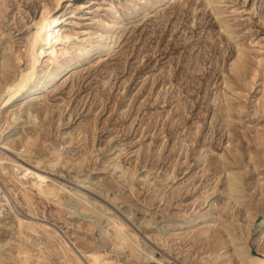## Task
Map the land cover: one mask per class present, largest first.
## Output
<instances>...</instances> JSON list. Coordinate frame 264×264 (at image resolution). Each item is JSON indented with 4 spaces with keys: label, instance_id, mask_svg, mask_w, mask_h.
<instances>
[{
    "label": "rangeland",
    "instance_id": "obj_1",
    "mask_svg": "<svg viewBox=\"0 0 264 264\" xmlns=\"http://www.w3.org/2000/svg\"><path fill=\"white\" fill-rule=\"evenodd\" d=\"M146 1L0 0V90L6 84L3 53L14 58L16 51L25 49L30 28L47 5L49 15L67 13L58 29L68 30L72 50L89 37L86 32L107 33L117 20L107 51L94 49L38 98L46 148L36 150V156L45 158L58 149L62 162L54 168L38 167L33 158L19 157L11 148L4 152L43 172L53 186L75 189L78 179L86 178L88 185L94 183L108 195L106 213L93 207L75 211L57 199L70 197L69 191L45 198L27 183L36 217L53 224L74 245L109 252L122 264H158L155 259L130 258L129 248H114L110 238L115 230L109 222L113 216L124 219L128 233L134 232L167 264H242L238 257L233 262L226 259L235 246L229 243L223 221L210 224L198 217L199 211H207L214 200L221 202L230 193L226 172L212 176L206 170L209 161L224 155L233 160L229 148L237 145L244 155L240 170L246 171L247 205L232 200L221 213L227 225L234 223L231 228L236 229L239 245L264 256V229L260 230L264 194L253 188L264 177V0H214L211 7L206 0H162L144 6ZM83 2L88 7L69 13ZM238 46L248 54L247 75L252 82L242 96V81L232 68ZM12 63L9 81L21 72L15 60ZM225 94L233 104L231 117L225 114ZM22 144L19 138L12 143L16 148ZM251 152L262 162L259 170L250 161ZM5 178L13 190L6 191L1 212L11 223L15 212L29 218L19 183ZM190 217L198 218L186 224ZM1 232L2 239L10 238L9 229ZM53 258L51 263L56 264Z\"/></svg>",
    "mask_w": 264,
    "mask_h": 264
},
{
    "label": "bare ground",
    "instance_id": "obj_2",
    "mask_svg": "<svg viewBox=\"0 0 264 264\" xmlns=\"http://www.w3.org/2000/svg\"><path fill=\"white\" fill-rule=\"evenodd\" d=\"M161 1L162 0H149L145 2L144 6H154L157 3L160 4L159 2ZM58 2H60V0H58ZM212 2H214V0H206V3L209 6ZM81 6L88 7L86 2L79 3L78 6L69 13H74L75 10ZM222 13L223 11H220V9L217 11L218 15H221ZM49 14H51V9L47 5L40 15V18L35 20L34 25L30 28L29 38L24 50H22V48H20L19 51L15 50L16 52L13 55L14 58H11L7 52H4L2 55L4 60L1 73L5 78L6 84L0 90V94L5 92V98L2 96L0 102V204L4 202L3 197H7L6 191L8 189L13 190V188L8 186V181L5 178L6 176L7 178H10L11 181L19 183V191L23 194L31 215L29 214L30 217L26 219L20 215L19 212H15V221L11 223V221L6 219L0 210V264H54L51 263V258H53L51 256L56 257V264H122L113 259L111 256L113 254H110L109 252H102L96 248L85 250V248L81 246L74 245V243L53 224H48L45 220L37 218L34 211V204L31 201L32 198L28 192L29 188L27 183H30L33 188L37 189V192L46 196L45 198H50L51 196L58 197L60 191H69L70 197L67 196L64 199V196H61L63 199L60 197L57 199L59 203L62 205L64 204L69 208L72 207L75 211H78L79 209L89 210L90 207H93L96 211L99 210L100 213H103L104 211L106 213L109 208L105 202H107L106 198L109 199V197L99 189L100 187L97 188L96 185H93L94 183L88 185L89 181H86V178L84 180L78 179L80 185H77V188L75 189L67 188L64 184L53 186L49 184L47 180L48 177L47 175L42 174L43 172L40 173L37 169H32L29 166L27 167V165L22 164L18 158L7 155L6 151L4 152V150L11 148L17 153V156L19 155V157L33 158L30 159L31 162L38 167L47 168L51 166V168H54L62 162L63 154L58 149H52L53 151L50 153L51 155L45 158L40 155L36 156L37 151L46 148V140H42L43 136L40 127V124L42 123H40L41 120H39L40 117L37 112L39 110L38 105L40 102L38 98L44 93V91H48L52 85H55L74 71L76 64L81 62V60H84L94 49L99 48L103 53L108 50L114 40L115 33L112 32V29L117 24L116 19L110 24V29L108 30L109 33H105L100 29L95 31L90 30L86 32L87 35L90 34L89 37L83 38L81 41L79 40V42L75 44V48L72 50V48L68 46V40H66L70 37V35L66 33L68 30L66 31L64 28L58 29L60 28L59 22L67 13L64 12L61 15L55 14L54 16ZM224 21L226 22V20ZM99 22H102L101 18L99 19ZM81 46L83 47L81 51L79 53L76 52ZM247 57L248 54L245 48L238 46V56L234 60L232 68L238 77V80L242 81V84L239 87V93H241V96L246 91H249V86L252 83L248 80L247 75L249 70L246 61ZM13 60H15L21 72L17 73L18 76L16 79L9 81L8 74L14 68L12 63ZM24 64L28 67L27 70L22 66ZM255 76L256 75L254 74L253 78ZM233 90L236 89L233 88ZM227 95L228 94H225L223 96ZM226 101L227 104L224 109L227 113L225 114H227V117H231L233 112L231 98L227 96ZM18 103H23L25 105L22 104L18 108H15ZM4 113L7 114V117L5 126L2 128V124H4L2 123L4 120L2 115ZM25 113L29 115L30 121L24 117L26 116ZM45 116H47L46 113ZM223 118L225 117L223 116ZM16 129L18 130L15 132L14 130ZM17 138L22 140V148H16L12 145ZM46 143L48 144V142ZM256 144H260V139ZM229 150L233 154V160L225 155L220 158H211L209 156L211 160L209 161L206 170L212 171V176L218 177L221 176L220 174L223 171L226 172L230 193H227L226 196L223 197L225 200H222L221 202L217 199L214 200L207 211H199L198 217L203 219L204 222H209L210 224L218 220L223 221L224 228L230 236L229 243L235 246V249L226 255L228 262H233V258L235 259L238 257L242 264H264V256L253 254L244 246L239 245V242L237 241L238 234H234L236 233V229L232 230L234 227L231 228L234 223H229V225H227L228 220L225 219L221 213V211H225L231 205L232 200L236 201L239 205H247L244 198L246 171L243 172L240 170L243 165L244 155L241 153V150L237 145L235 149L230 147ZM234 151H236V153ZM34 155L37 159H34ZM250 161L257 170L262 166V162L256 153L251 152ZM253 188L260 189L264 194V177H259L256 182L253 183ZM111 199L114 201L116 197L115 199ZM114 202H116V200ZM115 206L117 205L115 204ZM198 217H190L185 223L189 224L195 222ZM109 220L110 225H112L115 230L113 237L110 238L113 241L114 248H120L123 250L129 248L131 253L128 255L130 258L137 257L140 261L142 260V262H144V260L145 262H148V260L155 259L158 261V264H167L164 262L165 260L158 259L146 247H144L134 232L128 233V223L123 221L124 219L122 220L109 216ZM232 221L233 220L231 219V222ZM2 228L11 231L10 238L5 240L1 238ZM262 229H264V220L260 224V230ZM204 230L209 231V229ZM24 239H27L28 241L25 242ZM25 243L27 245H25Z\"/></svg>",
    "mask_w": 264,
    "mask_h": 264
}]
</instances>
